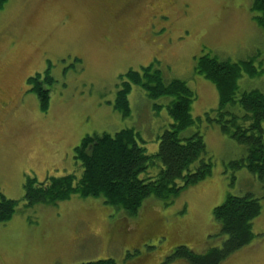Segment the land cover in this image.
Segmentation results:
<instances>
[{
    "label": "rangeland",
    "instance_id": "rangeland-1",
    "mask_svg": "<svg viewBox=\"0 0 264 264\" xmlns=\"http://www.w3.org/2000/svg\"><path fill=\"white\" fill-rule=\"evenodd\" d=\"M251 4L252 0L4 1L0 193L18 206L9 221L0 223V264L102 259L161 264L178 246L202 254L226 239L212 213L228 195L256 198L261 211L252 222V242L222 264H264V182L246 169L229 167L245 151L207 120L216 119L218 93L195 71L199 58L206 55L232 63L253 60L264 70V35L253 21L257 14ZM152 64L165 84L182 81L192 92L194 124L180 138L202 137L211 175L166 206L147 198L135 218L102 200L77 196L55 207L25 208L27 177L38 183L72 174L80 177L74 148L86 136L132 129L147 154L157 152L158 138L173 123L166 111L168 98L151 100L132 87L129 117L114 110L118 77ZM44 73L53 83L43 112L37 98L25 90L33 87L36 74ZM237 85L239 92L257 90L264 95V73L253 79L243 74ZM158 171L154 168L149 174L155 177Z\"/></svg>",
    "mask_w": 264,
    "mask_h": 264
},
{
    "label": "trees",
    "instance_id": "trees-1",
    "mask_svg": "<svg viewBox=\"0 0 264 264\" xmlns=\"http://www.w3.org/2000/svg\"><path fill=\"white\" fill-rule=\"evenodd\" d=\"M5 0H0V8ZM253 21L264 35V0H252ZM195 71L213 84L218 93V108L214 122L227 138L243 146L245 156L231 162L234 170L246 169L264 182V95L257 91L239 92L237 82L243 77L258 78L264 70L256 68L253 60L232 63L218 61L208 55L199 58ZM33 78L31 93L39 101L41 111H46L52 78L45 73ZM114 100V110L123 118L130 115L127 97L132 87L142 89L151 100L168 98L166 111L173 123L158 138V149L149 155L139 134L123 129L113 135L86 136L74 148V159L79 163L81 175L47 178L38 183L27 177L24 185V207H55L72 196L79 199L102 200L103 205L123 211L135 218L144 201L154 197L166 206L179 194L196 186L211 175L212 164L206 154L202 137L194 134L180 138V133L190 128L194 120L190 115L193 94L187 85L178 80L165 84L161 71L149 65L140 71L129 70L120 75ZM29 84V81H28ZM46 89H45V88ZM48 88V89H47ZM158 108V107H156ZM242 115L239 116V113ZM142 144V145H141ZM196 165L195 168H191ZM158 168L154 177L149 172ZM142 175L145 177L141 178ZM18 206L15 200L0 193V223L9 221ZM258 199L228 195L223 204L213 209V220L219 233L226 239L220 247L208 248L196 254L178 246L161 264L184 261L186 264H222L230 256L248 246L254 239L252 222L260 215ZM80 264H117L113 259H102Z\"/></svg>",
    "mask_w": 264,
    "mask_h": 264
},
{
    "label": "flooded vegetation",
    "instance_id": "flooded-vegetation-1",
    "mask_svg": "<svg viewBox=\"0 0 264 264\" xmlns=\"http://www.w3.org/2000/svg\"><path fill=\"white\" fill-rule=\"evenodd\" d=\"M44 76H45V73H44V75L43 76H40V78H39V82H42V80L44 79ZM35 77V76H34ZM29 87V86H28ZM31 89H32V87H29V89H27V90H25V92L27 91V94H30L31 93ZM48 89V88H47ZM25 92H23V95H24V93ZM32 94V93H31ZM8 101L6 100V102L3 104V105H5L6 103H7ZM6 106V105H5ZM1 110H4V107H2L1 108Z\"/></svg>",
    "mask_w": 264,
    "mask_h": 264
}]
</instances>
